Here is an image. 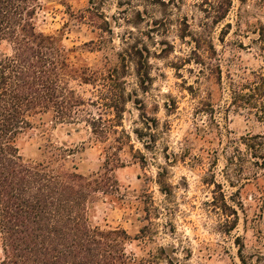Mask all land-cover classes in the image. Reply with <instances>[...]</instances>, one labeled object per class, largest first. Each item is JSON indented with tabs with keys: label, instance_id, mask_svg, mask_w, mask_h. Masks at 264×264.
<instances>
[{
	"label": "rangeland",
	"instance_id": "obj_1",
	"mask_svg": "<svg viewBox=\"0 0 264 264\" xmlns=\"http://www.w3.org/2000/svg\"><path fill=\"white\" fill-rule=\"evenodd\" d=\"M34 22L85 105L32 118L25 163L95 181L90 224L125 231L126 264H264V0H38Z\"/></svg>",
	"mask_w": 264,
	"mask_h": 264
},
{
	"label": "trees",
	"instance_id": "obj_2",
	"mask_svg": "<svg viewBox=\"0 0 264 264\" xmlns=\"http://www.w3.org/2000/svg\"><path fill=\"white\" fill-rule=\"evenodd\" d=\"M37 7L38 0H0V43L12 48L11 56L0 58V264H126L125 231L90 224L95 181L64 168L30 166L19 153L18 138L32 118L53 113L64 123L85 105L69 86L73 68L58 40L36 29ZM110 107L120 115L117 103ZM87 122L97 137L100 131L120 134L113 124L100 130L109 125L103 120ZM60 151L61 159L71 155ZM113 156L106 162L117 163L111 171L123 167Z\"/></svg>",
	"mask_w": 264,
	"mask_h": 264
},
{
	"label": "clouds",
	"instance_id": "obj_3",
	"mask_svg": "<svg viewBox=\"0 0 264 264\" xmlns=\"http://www.w3.org/2000/svg\"><path fill=\"white\" fill-rule=\"evenodd\" d=\"M65 43H67V41H65ZM179 179H180V177L177 176L176 178L173 179L172 183H178L179 182ZM183 192H184V189L183 188L179 189V191L177 192V198H178L177 199V202L179 201L180 194L183 193ZM193 194L194 193L190 189L187 193H185V196L190 199ZM98 195H100V193H98ZM105 199H107V198H105ZM199 199L201 201H203L204 199H211V197L201 196V197H199ZM192 203H197V201H192ZM102 207H105V206L104 205H98L97 206V215L93 217V220L95 222H97V223H102V219H101V215L102 214H101V211H100V209ZM181 208L184 211H187L188 210L184 205H181ZM190 218L195 219L194 216L193 217H190ZM213 222H215V218H213L212 221H209L210 224L213 223ZM206 238L211 239V237H206ZM173 243H175V241H173ZM133 249H134V245L133 244H126L124 250H125V253H127V252H129V250H133ZM135 251L137 252V255L140 254L138 249H135Z\"/></svg>",
	"mask_w": 264,
	"mask_h": 264
}]
</instances>
